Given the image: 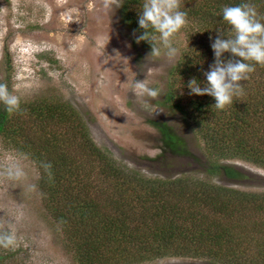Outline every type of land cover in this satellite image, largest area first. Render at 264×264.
Here are the masks:
<instances>
[{
  "label": "trees",
  "instance_id": "16d2710c",
  "mask_svg": "<svg viewBox=\"0 0 264 264\" xmlns=\"http://www.w3.org/2000/svg\"><path fill=\"white\" fill-rule=\"evenodd\" d=\"M244 2L255 4L264 17V0H181L180 10L198 27L195 34L205 38L186 49L175 69L188 80L172 85L163 101L193 120L204 143L208 173L222 171L229 178L242 174L221 163L223 158L264 167V66L255 65L241 82L242 95L224 109H217L210 95H189L187 84L196 78L204 86V72L215 61L210 37L215 39L218 30L235 34L223 19V8ZM138 16L124 15L140 29ZM159 130L166 147L176 148L180 139L169 127L162 123ZM0 137L34 162L43 203L80 264H132L166 256L230 261L251 241L264 242V194L127 169L94 142L77 110L58 97L21 102L12 113L1 105ZM41 162L52 164L51 179Z\"/></svg>",
  "mask_w": 264,
  "mask_h": 264
},
{
  "label": "rangeland",
  "instance_id": "374dc122",
  "mask_svg": "<svg viewBox=\"0 0 264 264\" xmlns=\"http://www.w3.org/2000/svg\"><path fill=\"white\" fill-rule=\"evenodd\" d=\"M144 2L119 0L121 7L106 8L104 0H0V83H6L21 102L55 96L71 104L94 142L127 169L148 177L184 176L263 195L264 167L260 165L223 158L221 163L242 175L229 178L222 171L208 173L204 143L193 120L163 102L172 85L188 80L175 68L193 41L205 35L195 34L198 27L190 17L172 37L179 49L175 59L164 55L162 45H158L159 57L149 56L151 44L137 43L133 34L143 30L124 17L139 15ZM149 32L159 39L155 30ZM144 79L160 89L156 99L134 94V82ZM162 123L180 139L176 148L164 144ZM15 164L23 168L24 178L7 176L6 169ZM38 176L28 155L0 137V231L13 229L18 241L15 248L0 247V264H80L43 203ZM261 243L251 241L249 249L237 252L230 261L166 256L132 264H264Z\"/></svg>",
  "mask_w": 264,
  "mask_h": 264
},
{
  "label": "clouds",
  "instance_id": "9594fccd",
  "mask_svg": "<svg viewBox=\"0 0 264 264\" xmlns=\"http://www.w3.org/2000/svg\"><path fill=\"white\" fill-rule=\"evenodd\" d=\"M106 8L115 5L121 7L119 0H104ZM181 0H145L142 11L139 12L138 24L143 29L142 34L134 36L137 43L147 41L152 46L149 56L159 57L162 45L164 55L169 59H175L179 49L173 45L172 37L187 24V13L180 10ZM223 19L234 29V35H225L219 31V35L212 40L211 47L215 61L210 69L204 72L206 83L202 87L196 78L188 81L189 95H210L215 98V107L224 109L232 104L234 97L243 93L242 81L249 79V74L254 72L255 65L264 66V17L258 13L255 4L244 2L236 6L223 8ZM151 27L159 33V39L151 34ZM230 53L231 58L225 59L224 54ZM254 62V63H250ZM203 71V69H202ZM133 92L137 97H150L156 99L160 95V89L149 86L147 79L136 80ZM0 102L5 105L8 113L20 109V98L9 90L6 83H0ZM41 167L51 179L52 164L41 162ZM7 176L12 179H22L25 172L19 164L6 169ZM35 190V185L29 186ZM17 235L13 229L0 231V247L5 249L17 246Z\"/></svg>",
  "mask_w": 264,
  "mask_h": 264
}]
</instances>
